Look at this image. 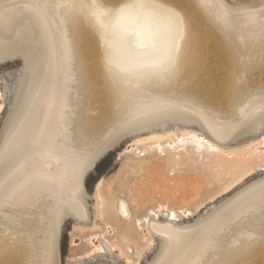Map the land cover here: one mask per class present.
Returning a JSON list of instances; mask_svg holds the SVG:
<instances>
[{"label": "bare ground", "instance_id": "obj_1", "mask_svg": "<svg viewBox=\"0 0 264 264\" xmlns=\"http://www.w3.org/2000/svg\"><path fill=\"white\" fill-rule=\"evenodd\" d=\"M0 48V264H264V0H0Z\"/></svg>", "mask_w": 264, "mask_h": 264}, {"label": "water", "instance_id": "obj_2", "mask_svg": "<svg viewBox=\"0 0 264 264\" xmlns=\"http://www.w3.org/2000/svg\"><path fill=\"white\" fill-rule=\"evenodd\" d=\"M3 100H4V95H1L0 96V105L2 106L3 105ZM200 138V137H199ZM201 138H203V136L201 137ZM202 140H206V139H202ZM148 145H150L149 143H145L144 145H139L140 147V149L141 150H144V149H148L147 147H148ZM153 146H156L155 144H153L152 143V147ZM260 147H259V150H263L264 149V144L263 145H259ZM140 149H138L136 146L135 147H133V148H128V149H126V152H125V154H128V153H136V151L137 150H140ZM264 169V167H262V168H260L259 170H263ZM157 210V209H156ZM155 210V211H156ZM162 210V209H161ZM157 213V212H156ZM105 233H106V231L105 232H95V233H91V234H89V236H85L86 237V239H88V240H92L91 241V243L94 245V242L95 241H97V244H98V241L99 240H101L102 238H105ZM78 243V242H77ZM96 244V243H95ZM97 246V245H96ZM92 250V249H91ZM91 250H90V253L89 254H86L85 256H84V258H88L89 256H92L93 254H95V253H92L91 252ZM104 252V250L101 248L98 252H96V254H99V253H103ZM95 254V255H96Z\"/></svg>", "mask_w": 264, "mask_h": 264}, {"label": "rangeland", "instance_id": "obj_3", "mask_svg": "<svg viewBox=\"0 0 264 264\" xmlns=\"http://www.w3.org/2000/svg\"><path fill=\"white\" fill-rule=\"evenodd\" d=\"M0 52H2V49L1 48H0ZM55 122L61 123L62 122V119L59 120V121L56 120Z\"/></svg>", "mask_w": 264, "mask_h": 264}]
</instances>
